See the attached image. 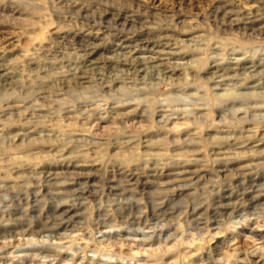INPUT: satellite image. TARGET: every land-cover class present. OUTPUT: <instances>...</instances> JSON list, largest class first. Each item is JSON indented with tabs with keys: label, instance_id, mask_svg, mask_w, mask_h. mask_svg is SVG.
I'll return each mask as SVG.
<instances>
[{
	"label": "rangeland",
	"instance_id": "1",
	"mask_svg": "<svg viewBox=\"0 0 264 264\" xmlns=\"http://www.w3.org/2000/svg\"><path fill=\"white\" fill-rule=\"evenodd\" d=\"M0 264H264V0H0Z\"/></svg>",
	"mask_w": 264,
	"mask_h": 264
},
{
	"label": "bare ground",
	"instance_id": "2",
	"mask_svg": "<svg viewBox=\"0 0 264 264\" xmlns=\"http://www.w3.org/2000/svg\"><path fill=\"white\" fill-rule=\"evenodd\" d=\"M191 1V0H190ZM138 60V59H137ZM132 70V69H131ZM2 74V73H1ZM102 80V79H101ZM243 92V91H242ZM241 94V93H240ZM234 143V142H233ZM233 160V159H232ZM257 186V185H256ZM113 187V186H112ZM230 199V198H229ZM252 200V199H251ZM230 203V202H229ZM220 204V203H219ZM218 204V205H219ZM225 205V204H224ZM222 208V207H221ZM222 211V210H221ZM224 211V210H223ZM33 255V254H32Z\"/></svg>",
	"mask_w": 264,
	"mask_h": 264
}]
</instances>
